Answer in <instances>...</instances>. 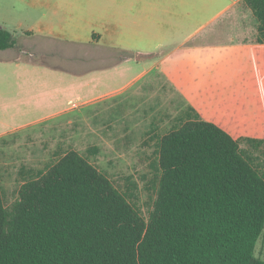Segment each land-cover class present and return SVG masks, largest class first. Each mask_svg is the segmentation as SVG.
<instances>
[{
  "label": "rangeland",
  "instance_id": "1",
  "mask_svg": "<svg viewBox=\"0 0 264 264\" xmlns=\"http://www.w3.org/2000/svg\"><path fill=\"white\" fill-rule=\"evenodd\" d=\"M1 7L0 20L22 5L16 2L13 9L0 2ZM44 13L45 21L54 18L55 6L50 11L45 5ZM80 30L62 23L53 34L28 39L17 34L19 41H34L43 49L21 54L27 64L20 69L21 89L6 94L5 108L0 105V133L15 131L0 140V187L7 208L26 180L75 150L148 219L160 176L158 141L188 114L224 121L264 171V149L253 144L264 141V83L258 74V86L247 90L244 82L254 67L233 64L231 54L236 52L140 56L134 50H100L87 44L90 35L77 34ZM236 71L243 72L239 80ZM215 84L224 87L219 97L218 91H206ZM54 114H59L55 120L32 125ZM256 256L264 260V231Z\"/></svg>",
  "mask_w": 264,
  "mask_h": 264
},
{
  "label": "trees",
  "instance_id": "2",
  "mask_svg": "<svg viewBox=\"0 0 264 264\" xmlns=\"http://www.w3.org/2000/svg\"><path fill=\"white\" fill-rule=\"evenodd\" d=\"M244 3L264 44V0ZM16 44L0 28V51ZM157 155L148 219L75 150L26 180L10 208L0 187V264H264V171L224 124L188 114Z\"/></svg>",
  "mask_w": 264,
  "mask_h": 264
},
{
  "label": "crops",
  "instance_id": "3",
  "mask_svg": "<svg viewBox=\"0 0 264 264\" xmlns=\"http://www.w3.org/2000/svg\"><path fill=\"white\" fill-rule=\"evenodd\" d=\"M0 2L3 5L9 3L13 9H16V2L22 5L19 11L16 10L14 15L8 17L10 19L0 20V28L11 32L17 41L14 48L0 51V105L4 108L6 94L12 95L14 91L21 89L20 69L27 66L21 54L27 50L43 49L39 43L23 42L18 38L22 35L28 39L38 34H53L55 27L62 23L79 27L81 30L77 34L90 35L87 44L93 43L100 50H134L138 51L140 56L153 54L162 55L164 58H169L180 51L188 53L234 51L237 54H231L233 64L247 63L254 67L244 82L247 84V90L258 86L256 81L258 74L264 83V44L258 42L259 23L244 0H0ZM45 5L50 11L55 6V17L48 21H45ZM0 10L3 11V7ZM17 34H20V37ZM13 50H17V53L12 54ZM34 73L36 74L35 71ZM208 73L213 74L212 71ZM242 73L236 71L235 78L239 80ZM241 87L242 84L236 91L241 90ZM219 88L224 87L215 84L206 91H218L219 97L223 92ZM58 115L38 120L32 125H42L55 120ZM206 121L222 123L233 134L224 121ZM53 127L55 124L47 128ZM14 133L15 131L0 133V140Z\"/></svg>",
  "mask_w": 264,
  "mask_h": 264
}]
</instances>
